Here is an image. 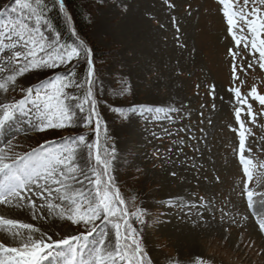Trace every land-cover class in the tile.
<instances>
[{"label":"rangeland","instance_id":"rangeland-1","mask_svg":"<svg viewBox=\"0 0 264 264\" xmlns=\"http://www.w3.org/2000/svg\"><path fill=\"white\" fill-rule=\"evenodd\" d=\"M6 6L7 0H0V10ZM89 7L88 34L106 59L93 77L103 125L99 140L103 137L112 152L109 170L114 187L130 212L145 213L144 224L135 219L130 223L151 264H191L195 259L204 264H264V233L258 227L264 218V197L255 195L264 193V176L259 175L264 172L260 167L264 106L249 99L255 123L241 117L251 132L246 133L250 151L245 157L253 160L255 168L249 180L239 155L235 118L239 106L228 91L239 87L246 96L256 87L264 95V73L247 68L243 50L235 59L230 55V50H238L223 6L217 0H92ZM45 35L52 45H61L48 24ZM233 64L239 81L233 79ZM57 78L54 70L28 73L18 79L16 91L10 86L9 92H0V101L18 102L29 87ZM81 89L69 91L83 97ZM133 108L162 111L149 118L132 114ZM115 109L129 113V118L120 117ZM82 119L77 112V126L41 133L17 114L0 131V147L16 156L43 151L44 145L49 151L63 148L80 136L95 143L94 127L78 126ZM81 166L86 162L81 161ZM248 190L254 192L252 206L247 202ZM83 231L58 219L47 234L59 240ZM6 240L0 233V242Z\"/></svg>","mask_w":264,"mask_h":264},{"label":"snow or ice","instance_id":"snow-or-ice-1","mask_svg":"<svg viewBox=\"0 0 264 264\" xmlns=\"http://www.w3.org/2000/svg\"><path fill=\"white\" fill-rule=\"evenodd\" d=\"M217 2L223 6L229 35L238 50H230V55L235 59L243 50L246 52L243 58L249 60L247 68L264 73V0H243L242 4L240 0ZM42 3L43 0H14L0 10L2 93L9 92L10 86L16 91L18 79L28 73L60 69L82 56L91 58L93 55L82 42L79 48L51 44L45 35L48 21L41 9ZM57 3L64 11V0H57ZM64 15L70 22L67 12ZM240 70L245 71L242 67ZM232 71L233 79L239 81L237 65L233 64ZM94 76V64L88 59L87 84L83 85L87 91L83 97L69 91L81 85L67 78H57L29 87L25 98L18 102L0 101V131L5 130L17 114L26 118L32 130L41 133L64 130L77 126L76 113L79 112L83 119L78 126H93L97 137L95 143H89L86 137L80 136L66 147H52L51 151L49 145H44L43 151L35 150L18 158L9 156L0 147V205L27 211L33 220L43 221L46 212L49 218L66 220L84 230L80 235L53 240L39 227L0 217V233H5L11 241L0 242V264H151L139 242L137 229L130 223L135 219L144 224L145 213L141 210L130 212L119 189L114 187L108 159L112 152L99 140L103 125L93 92ZM228 91L234 94L239 106L235 118L240 129V162L245 176L251 180L255 166L252 159L245 157V152L250 151L246 149V133L251 135V132L241 117L246 115L254 124L256 116L248 101L251 99L264 106V95L256 87L246 96L239 87ZM115 111L120 117L129 118V113ZM161 111L153 108L131 110L132 114L141 116ZM29 113H32L31 119H28ZM81 161L87 166H81ZM260 167L264 168V164ZM259 175L264 176V172ZM256 183L258 186L259 180ZM246 195L252 206L254 192L248 190ZM255 195L264 197V193ZM258 227L264 233V218L258 221ZM191 264L204 262L195 259Z\"/></svg>","mask_w":264,"mask_h":264},{"label":"trees","instance_id":"trees-1","mask_svg":"<svg viewBox=\"0 0 264 264\" xmlns=\"http://www.w3.org/2000/svg\"><path fill=\"white\" fill-rule=\"evenodd\" d=\"M13 2L14 0H7V6H10ZM64 2L65 8L64 11H61L57 0H43L41 9L47 18V24L58 36L61 45H66L69 48H79L82 42L84 47L89 48L93 54L91 61L96 71L98 65L104 63L106 59L103 55H100L99 48L91 41L88 34L92 19V8L89 5H92V0H64ZM64 12H67L70 22L66 21ZM88 59L90 58L82 56L77 62L54 70L61 78L80 81L84 95L86 94V88L83 85L87 84ZM91 127L93 126H88L87 129ZM101 143L105 145L103 137H101Z\"/></svg>","mask_w":264,"mask_h":264},{"label":"bare ground","instance_id":"bare-ground-1","mask_svg":"<svg viewBox=\"0 0 264 264\" xmlns=\"http://www.w3.org/2000/svg\"><path fill=\"white\" fill-rule=\"evenodd\" d=\"M136 16V15H135ZM139 17V15H138ZM133 20V19H132ZM142 20V19H141ZM131 23V22H130ZM139 23V22H138ZM132 24V23H131ZM142 24V23H141ZM139 27V25H136V27ZM134 27V26H133ZM133 29V28H132ZM137 29V28H136ZM127 30V29H126ZM132 31V30H131ZM130 31V32H131ZM128 36V35H127ZM32 150V148H31ZM34 151H24L23 153L21 154H18L14 157L18 158L20 155H28L29 153H33ZM11 162V161H9ZM44 216H45V219L43 221L39 220V219H36V220H33L31 215L28 214L27 211L25 212H20L14 208H5V206L3 205H0V217H4V218H7V219H13V220H16L18 222H21V223H28V224H31L33 225L34 227H39L41 232L43 230H45L46 232H43L45 233L46 235H49L47 234V232L49 230H54V225L56 224L57 220L58 219H55V218H49L46 214V212L44 213ZM2 236L6 237V234L5 233H1ZM50 236V235H49ZM6 239L8 240V238L6 237ZM10 241V240H8Z\"/></svg>","mask_w":264,"mask_h":264}]
</instances>
